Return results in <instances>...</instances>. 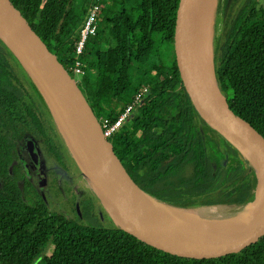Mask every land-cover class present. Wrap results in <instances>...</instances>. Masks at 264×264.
Instances as JSON below:
<instances>
[{
  "label": "trees",
  "instance_id": "obj_1",
  "mask_svg": "<svg viewBox=\"0 0 264 264\" xmlns=\"http://www.w3.org/2000/svg\"><path fill=\"white\" fill-rule=\"evenodd\" d=\"M11 1L65 68L74 59L71 35L97 2L92 37L98 47L85 46L80 80L95 116L114 121L146 80H154L110 138L131 178L166 206L205 218H214L212 206L221 219L248 212L258 174L188 100L171 45L175 0H85L77 8L76 0ZM237 3L231 1L224 17L213 70L229 107L264 136V0H244L233 10ZM102 9L110 14L101 17ZM140 53L148 55L145 63L137 62ZM132 71L139 75L133 84ZM154 120L159 126L152 129ZM57 135L41 92L0 39V264H264V238L238 255L194 261L155 249L115 224H84L51 211L27 178L24 144L36 141L45 166L60 160Z\"/></svg>",
  "mask_w": 264,
  "mask_h": 264
},
{
  "label": "water",
  "instance_id": "obj_2",
  "mask_svg": "<svg viewBox=\"0 0 264 264\" xmlns=\"http://www.w3.org/2000/svg\"><path fill=\"white\" fill-rule=\"evenodd\" d=\"M194 1L174 2L171 45L179 78L198 114L250 159L259 177V193L264 188V136L233 112L214 70L209 72L198 60L192 42ZM0 39L41 92L58 129L67 131L85 178L118 228L155 249L194 261L238 255L264 238V198L254 211L250 206L244 226L213 242L189 239L162 223L152 205L156 199L131 178L75 79L11 0H0ZM25 149L37 162L36 142L27 138Z\"/></svg>",
  "mask_w": 264,
  "mask_h": 264
},
{
  "label": "rangeland",
  "instance_id": "obj_3",
  "mask_svg": "<svg viewBox=\"0 0 264 264\" xmlns=\"http://www.w3.org/2000/svg\"><path fill=\"white\" fill-rule=\"evenodd\" d=\"M84 1L85 0H76V8L81 6ZM231 1L232 0H216L215 2V7L213 11V16H215V18L213 17L212 22V62L215 57V48L217 47L219 37L221 35L224 17L226 16ZM243 1L244 0H238V3L233 7V10H236V6L242 4ZM109 14L110 11L108 9H102V11L100 12L101 17L107 16ZM86 47L90 50H93L94 48L98 47L95 37L91 36L88 38ZM105 54V52H102V58L104 60L107 57L105 56ZM147 56L148 55L146 53H140L137 56V62L145 63ZM67 70H69L68 73L73 79L77 81L79 80L77 74H75L69 68H67ZM131 74V83L133 84L134 80L139 79V75H136L135 73H133V71ZM146 82L151 83L152 85L154 84V80L152 78H148ZM77 84L82 90H85L84 85L81 84V82H77ZM164 100H166V98ZM151 126L152 129L158 128L159 121L157 122L156 120H154ZM57 139L61 142V150L64 156V160L66 162V165L68 164L70 170L69 172L64 171V174H62V176L60 175L61 172H59L56 179H53L51 178V176H48L46 185H43L41 189V195L44 198L46 204L48 205L51 211L62 213L73 219L79 220L84 224H94L111 227L114 224L111 217L109 216L108 212L103 207L101 201L98 199L91 186L89 185L79 166V162L75 157L73 151L71 150L69 144L67 143V141L63 143L62 139H64V136L60 129H58ZM50 163H53V165L56 164L53 160H50ZM89 194L94 197L91 201V213H88L84 209L83 202L84 200H86ZM207 209L212 212L214 218H217L219 216L220 210L218 208L212 206L208 207ZM179 210L184 211L185 209ZM248 212L242 215H237L229 218H239L244 215H247ZM48 251L49 247L44 250V253H48Z\"/></svg>",
  "mask_w": 264,
  "mask_h": 264
},
{
  "label": "bare ground",
  "instance_id": "obj_4",
  "mask_svg": "<svg viewBox=\"0 0 264 264\" xmlns=\"http://www.w3.org/2000/svg\"><path fill=\"white\" fill-rule=\"evenodd\" d=\"M215 2L216 0H195L192 14V42L198 60L209 72L213 69L211 44L213 36L212 22L213 17L215 18L213 16ZM62 133L77 156L67 131L63 129ZM263 198L264 188L262 187L251 204V212L261 204ZM152 205L156 217L162 223L180 235L201 242H213L218 237H223L239 230L245 225L249 217V214H247L239 218H225L223 220L221 218H205L198 215L192 209L180 211L175 207H168L164 203H159L154 199L152 200Z\"/></svg>",
  "mask_w": 264,
  "mask_h": 264
},
{
  "label": "built area",
  "instance_id": "obj_5",
  "mask_svg": "<svg viewBox=\"0 0 264 264\" xmlns=\"http://www.w3.org/2000/svg\"><path fill=\"white\" fill-rule=\"evenodd\" d=\"M99 11V4L93 2L90 4L81 26L76 30L75 35H71L74 47V59L71 64L67 65L68 68L78 75L79 80H75L76 83L80 82L81 77L84 75L86 62L82 59L81 55L85 51L87 39L91 36H95L98 28L97 14ZM67 70V68H65ZM151 83H146L133 97V99L127 103L123 110L118 114L114 121H103L100 122L104 136L110 140L112 135L116 133L123 124L130 120L137 105L142 103L144 95L148 92ZM100 121V120H99Z\"/></svg>",
  "mask_w": 264,
  "mask_h": 264
},
{
  "label": "flooded vegetation",
  "instance_id": "obj_6",
  "mask_svg": "<svg viewBox=\"0 0 264 264\" xmlns=\"http://www.w3.org/2000/svg\"><path fill=\"white\" fill-rule=\"evenodd\" d=\"M56 138H57V136H56ZM30 139H33V138H30ZM62 141H63V143L65 142L63 139H62ZM57 142H58V146H59L60 160L58 162H56L53 159H48L45 162V166H44L41 162V153H40L39 146L37 145V149H38L37 151H38L39 156H38L37 162H34L32 160V158L30 157L29 152L25 149V145H26V140H25L24 150L27 153L28 159H27V157H25V160L23 161V167H24V170H25V173L27 175L29 182L37 188L38 194L40 197H42L41 189H42L43 185H46L48 176H51V178L56 179L59 172H61L60 175L62 176V174H64V171L69 172V170H70L68 164L66 165V162L64 160V156H63V153L61 150V148H62L61 142L58 139H57ZM50 160H53L56 164L53 165V163H50ZM71 176H72V173H71ZM43 180H44V182H43ZM42 199L44 200L43 197H42ZM86 199L88 201H86V200H84V201H86L88 204V211L87 212L91 213L90 208H91V201L93 200V196L89 194Z\"/></svg>",
  "mask_w": 264,
  "mask_h": 264
}]
</instances>
